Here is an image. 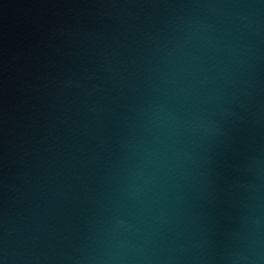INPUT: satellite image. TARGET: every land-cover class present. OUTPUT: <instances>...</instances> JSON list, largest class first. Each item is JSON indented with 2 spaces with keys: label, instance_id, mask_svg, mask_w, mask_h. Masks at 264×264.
Instances as JSON below:
<instances>
[{
  "label": "water",
  "instance_id": "1",
  "mask_svg": "<svg viewBox=\"0 0 264 264\" xmlns=\"http://www.w3.org/2000/svg\"><path fill=\"white\" fill-rule=\"evenodd\" d=\"M0 264H264V0H0Z\"/></svg>",
  "mask_w": 264,
  "mask_h": 264
}]
</instances>
